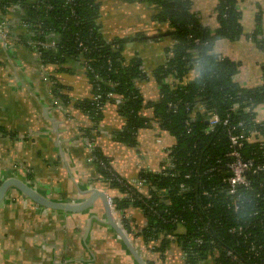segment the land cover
<instances>
[{
	"label": "crops",
	"instance_id": "obj_1",
	"mask_svg": "<svg viewBox=\"0 0 264 264\" xmlns=\"http://www.w3.org/2000/svg\"><path fill=\"white\" fill-rule=\"evenodd\" d=\"M189 1L202 26L210 30L218 26L214 11L217 0ZM98 2V22L106 41L138 38L125 44L123 56L138 57L142 62L147 77L136 80L135 86L144 102L158 100L159 86L151 74L166 61L165 50L172 45L169 37L163 36L171 30L168 23L156 21L155 7L145 2ZM236 6L240 37L217 40L213 51L237 63L233 82L253 88L263 83L264 0H237ZM22 15L18 6L8 7L6 15L0 12V23L4 19L9 22L6 41L0 36V133L4 134L0 135V184L15 178L58 202L86 200L94 188L112 199L123 197L101 179L96 164L87 160L92 153L87 140L108 159L113 173L126 181L137 178L142 170L159 172L175 139L153 120L152 109L140 111L150 123L138 129L135 146L116 140L115 134L124 125L116 104L106 102L96 122L76 107V101L92 96L83 67L69 59L41 68L37 53L25 43L29 30ZM258 24L261 47L250 37ZM43 71L47 79L42 77ZM196 74L197 70L191 69L182 82ZM173 81L177 80L172 76L165 80ZM53 83L58 85L62 100L53 93ZM253 112L256 122L264 121V104ZM91 215L89 210L42 207L10 188L0 202V264H138L107 218L104 223ZM111 216L146 264H186L173 241L160 257L154 250L157 241L143 240L140 231L146 221L139 208L112 207Z\"/></svg>",
	"mask_w": 264,
	"mask_h": 264
},
{
	"label": "trees",
	"instance_id": "obj_2",
	"mask_svg": "<svg viewBox=\"0 0 264 264\" xmlns=\"http://www.w3.org/2000/svg\"><path fill=\"white\" fill-rule=\"evenodd\" d=\"M137 1L154 6V19L168 23L171 28L163 34L172 41L165 50L166 61L151 74L159 86L156 101L144 102L135 86L136 80L147 77L141 60L123 56L125 44L138 38L116 37L106 41L98 22V0H0V12L6 15L8 7L18 6L23 14L22 23L29 30V39L56 41L52 49L39 48L41 63L60 65L71 59L83 67L92 95H99L98 105L90 97L76 101L75 106L96 122L102 112L97 107L106 102L115 103L124 120L122 130L114 136L116 140L136 145L138 129L150 123V119L140 114L144 107L151 108L153 120L174 137L170 157L175 163L176 176L147 171L137 176L148 182L150 199L126 197L124 193L129 190L125 186L109 181L113 171L108 159L97 149L92 151L101 179L124 194L113 199L114 208L135 206L142 211L146 224L140 233L144 241L156 239L160 233L172 236L183 251L186 264H264V174H248L252 189L239 188L242 208L236 211L227 208L228 196L219 188L223 174L209 170L217 159L226 161L224 154L230 149L226 128L219 125L209 134L203 132L206 126L203 118L213 112L222 119L227 117L229 126L236 127L235 131L255 130L264 138V121L256 122L253 112L255 107L264 104V65L263 83L242 88L233 82L237 63L213 51L217 40L234 41L241 35L237 0H217L214 11L218 26L213 30L200 24L189 0ZM260 33L258 24L250 37L261 47L257 37ZM193 68L197 70L196 76L183 83L184 76ZM169 76L177 81L166 83ZM52 91L62 100L57 84L53 83ZM108 93L114 97H108ZM169 103L175 104L176 109H169ZM240 151L245 159L264 162V142L245 141ZM181 184L187 186V191L181 189ZM162 189L167 190V203L155 192ZM176 216L181 218L180 223L172 221ZM205 225L207 231H200ZM238 225L245 227L246 238L230 232ZM199 236L203 240L196 245L194 239ZM170 240L162 238L154 246L160 257Z\"/></svg>",
	"mask_w": 264,
	"mask_h": 264
},
{
	"label": "built area",
	"instance_id": "obj_3",
	"mask_svg": "<svg viewBox=\"0 0 264 264\" xmlns=\"http://www.w3.org/2000/svg\"><path fill=\"white\" fill-rule=\"evenodd\" d=\"M23 24H24V26H26L25 23H23ZM8 27H9V22H8V20L4 19L0 23V36L3 38L4 41H6V39L8 37V33H7ZM25 43L27 44V46L29 48L34 50L39 57L40 56V52H39L40 47L43 46V47L52 49V48H54L56 41L53 39L41 41V40H32V39L27 38V40H25ZM4 44H5V42H4ZM40 65H41V68L45 67V64L41 63V61H40ZM84 66L89 69V65L87 62H84ZM42 77L44 79H47L45 71H43ZM107 96L108 97H114V95L112 93H108ZM98 99H99V95H97V94H93L91 96V100L95 103H97ZM104 104L99 105L97 108L101 107V109H102ZM96 105H98V103ZM168 108L171 110H175L176 105L169 103ZM200 109L203 110V107H201ZM246 111H248V109H246ZM203 121L206 123V126L203 130V132L206 134L213 132L215 130V128L219 125L225 126V128H226V134H227V138L229 141V147H230V149L224 154V159H226V161L223 162V159H221V158L217 159L216 165L211 167L209 170H210V172H218V173L221 172L223 174V176L221 178V185L219 186V188L221 191H225L226 195L228 196L229 201L227 203V208H231L234 211H236V210L242 208V204H243V198L239 192V188H243V189H247V190L252 189L250 180L248 178V174H251V175L264 174V162L263 163L256 162L253 158H247V159L243 158L240 149L243 146L245 141L263 143L264 140L262 137H260V135L255 130L250 131L249 133L245 132L244 130L235 131L236 127L233 128V127L229 126V122H228L227 117L222 119L216 113H213V112L206 115L203 118ZM185 125L188 126L189 123L186 121ZM86 144H87V147L91 151H93L92 143L87 140ZM87 160L93 161L95 163L96 158L91 153L90 156L87 158ZM142 171H147V170H142ZM159 172H163V174H166L167 176H171V177L176 176L175 163L170 157V151H169L168 157L166 159V162L163 165V168ZM159 172H157V173H159ZM111 176L112 177H111V179H109V181L115 180V181L121 183L123 186H125L129 190V192L124 193L126 197H133L134 199H138V200H140V197H141V199L142 198H144V199H150L151 198L150 187H149L148 182H146L145 180L139 179L137 177L131 181H126L114 173H111ZM181 189L184 191H187V186L181 184ZM155 192L159 193L160 197H162V200L164 202H166V203L168 202V199L165 197L167 190L162 189V190L155 191ZM107 202L111 207H114V205H113L114 202H113V199L111 197H108ZM172 221L175 223H180L181 218L176 216V217L172 218ZM200 231H207V225H205L202 229H200ZM230 232L240 234L244 238H246L248 236V234L246 233L245 227H243L241 225H238L236 227H232L230 229ZM165 237L166 238L168 237L169 239H171L170 241H173V239H172L173 237L169 236L165 233H160L158 235V238L150 240V241H152V242L157 241L156 243L158 244L160 242V240L162 238H165ZM202 240H203L202 237L199 236V237L194 239V244L200 245L202 243ZM180 251H181L182 257L184 258L183 251L181 249H180ZM226 254L229 257H233V254L230 251H227ZM232 259L234 261L236 260V258H234V257Z\"/></svg>",
	"mask_w": 264,
	"mask_h": 264
},
{
	"label": "water",
	"instance_id": "obj_4",
	"mask_svg": "<svg viewBox=\"0 0 264 264\" xmlns=\"http://www.w3.org/2000/svg\"><path fill=\"white\" fill-rule=\"evenodd\" d=\"M10 188H16L22 194L30 198L33 202H35L39 206L56 209V210L67 211V212H76V211L83 210L84 208L89 207L97 198H100L104 205V209H105V213L107 217V223L118 233L121 240L125 244L126 249L130 252V254L137 261V263L146 264L143 261V259L140 257V255L136 252V250L130 243V240L128 239L126 234L113 221L112 216H111L112 207L108 204L107 202L108 196L102 189L100 188L92 189L88 198L80 202H58V201L48 199L45 196L41 195L38 191H36V189L31 187L29 184H25L24 182H21L20 180L15 179V178H9V179L4 180L0 184V202L2 201L6 192Z\"/></svg>",
	"mask_w": 264,
	"mask_h": 264
},
{
	"label": "rangeland",
	"instance_id": "obj_5",
	"mask_svg": "<svg viewBox=\"0 0 264 264\" xmlns=\"http://www.w3.org/2000/svg\"><path fill=\"white\" fill-rule=\"evenodd\" d=\"M83 210H89L92 213V215H94L95 220H100L105 223L107 217H106L103 202L100 198H97L95 202H93L89 207L84 208Z\"/></svg>",
	"mask_w": 264,
	"mask_h": 264
}]
</instances>
